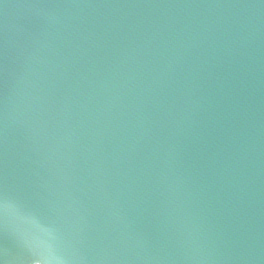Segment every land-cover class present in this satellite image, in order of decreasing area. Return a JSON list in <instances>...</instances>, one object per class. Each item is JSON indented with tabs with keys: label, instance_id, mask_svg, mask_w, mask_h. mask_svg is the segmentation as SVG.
Returning <instances> with one entry per match:
<instances>
[{
	"label": "water",
	"instance_id": "water-1",
	"mask_svg": "<svg viewBox=\"0 0 264 264\" xmlns=\"http://www.w3.org/2000/svg\"><path fill=\"white\" fill-rule=\"evenodd\" d=\"M5 201L0 264H264V0H0Z\"/></svg>",
	"mask_w": 264,
	"mask_h": 264
},
{
	"label": "clouds",
	"instance_id": "clouds-1",
	"mask_svg": "<svg viewBox=\"0 0 264 264\" xmlns=\"http://www.w3.org/2000/svg\"><path fill=\"white\" fill-rule=\"evenodd\" d=\"M13 207L7 201L2 202L0 203V212L8 213ZM48 235H51V233H48ZM33 252L36 258L32 261V264H64L63 259L58 257L44 240L37 242Z\"/></svg>",
	"mask_w": 264,
	"mask_h": 264
}]
</instances>
